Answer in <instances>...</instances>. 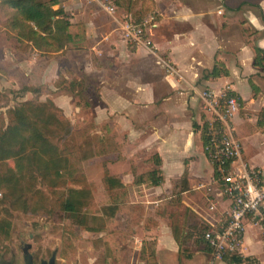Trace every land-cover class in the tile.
Masks as SVG:
<instances>
[{"label":"crops","instance_id":"1","mask_svg":"<svg viewBox=\"0 0 264 264\" xmlns=\"http://www.w3.org/2000/svg\"><path fill=\"white\" fill-rule=\"evenodd\" d=\"M153 1L149 45L128 42L105 12L99 18L83 0L59 2L69 20L84 27L83 44L75 47L83 50L84 68L90 65L85 87L93 83L97 89L93 109L116 132L124 131L118 137L124 151L116 160H125L126 168L115 175L138 198L116 202L109 219L121 233L131 230L117 224L121 209L134 215L139 228L134 241L152 242L156 264H181L186 242L193 245L182 264H233L214 257L202 235L194 241L200 229L222 224L231 206L202 143L205 114L198 92L228 88L237 96L232 124L241 159L264 170V68L254 63L257 50H264V0ZM154 167L162 177L158 184L133 182L136 174ZM171 190L181 215L170 216L165 209ZM262 219L264 208L245 218L236 252L250 259L237 264H264Z\"/></svg>","mask_w":264,"mask_h":264},{"label":"rangeland","instance_id":"2","mask_svg":"<svg viewBox=\"0 0 264 264\" xmlns=\"http://www.w3.org/2000/svg\"><path fill=\"white\" fill-rule=\"evenodd\" d=\"M83 1L104 18L96 3ZM111 1L121 17L139 10L143 0ZM14 17L19 15L0 0V258L14 254L15 263L23 264L22 247L30 242L34 262L56 249L55 264H156L152 242L134 241V215L121 209L117 224L131 230L118 233L103 213L105 205L138 197L131 189H111L105 180V171L120 175L126 168L125 160H116L124 151L118 141L124 131L116 132L93 109L95 84L84 85L90 65L84 68L83 50L35 48L12 27ZM36 119L53 145L47 151L35 139ZM173 192L165 194L171 201L165 209L178 216L183 209L173 207ZM65 202L76 205L75 215ZM186 244L181 264L193 245Z\"/></svg>","mask_w":264,"mask_h":264},{"label":"built area","instance_id":"3","mask_svg":"<svg viewBox=\"0 0 264 264\" xmlns=\"http://www.w3.org/2000/svg\"><path fill=\"white\" fill-rule=\"evenodd\" d=\"M88 1L96 3L115 22L124 39L135 44H151L148 35L154 20L153 14L137 22L128 13L119 17L117 6L111 0ZM161 61L168 69H172L168 61ZM198 95L205 114L202 126H205L208 137L204 148L222 193L231 200L224 222L203 233L213 256L222 258L225 253L238 250L245 218L249 214L257 216L264 208V170L248 165L241 159L242 146L232 124V115L239 109L237 96L228 88L218 92L203 88ZM237 161L239 163L235 165Z\"/></svg>","mask_w":264,"mask_h":264},{"label":"trees","instance_id":"4","mask_svg":"<svg viewBox=\"0 0 264 264\" xmlns=\"http://www.w3.org/2000/svg\"><path fill=\"white\" fill-rule=\"evenodd\" d=\"M2 2L10 9L15 10V13L19 15L14 17L11 25L14 27L19 35H26L33 43L35 48L56 51L63 49L64 47H70L81 44L84 38V27L80 22H71L63 9V6L59 3L60 0H2ZM139 10L134 13L128 12L131 17L139 22L146 18L149 13H154V1L143 0L141 2ZM54 4H58L56 8H53ZM147 12V14H145ZM145 14V15H144ZM26 29V30H25ZM264 50L258 49L254 57V63L261 64L264 68ZM41 107H36V112H40ZM264 114V111L262 112ZM35 139L39 141L43 151H47L52 148L53 145L48 142L46 136H44L41 128L38 126L37 119L34 125ZM201 139L203 145H207L208 137L206 135L205 126L201 128ZM158 163V160H155ZM105 180L111 189L113 187L126 190L125 185L121 182L120 178L116 175H112L105 171ZM162 180L160 170L158 168H152L145 172H141L134 176V183L140 184L142 182H148L151 184H158ZM63 207L70 212L71 215H75L76 205L73 202H65ZM116 209V201L108 205L103 206V213L105 216H110ZM84 229L97 230L96 226H90L88 224L83 225ZM204 229V228H203ZM204 231L200 229L198 232L199 237L195 238V242H198L203 236ZM208 244V243H207ZM210 250V246L207 247ZM223 259L229 263L237 264L248 261L249 256H243L237 252L225 253Z\"/></svg>","mask_w":264,"mask_h":264},{"label":"water","instance_id":"5","mask_svg":"<svg viewBox=\"0 0 264 264\" xmlns=\"http://www.w3.org/2000/svg\"><path fill=\"white\" fill-rule=\"evenodd\" d=\"M30 242H25L22 247L23 264H55L56 249L52 250L50 256L47 259H40L38 262L33 260V252L29 250ZM1 264H16L15 255L13 254L9 259L0 258Z\"/></svg>","mask_w":264,"mask_h":264}]
</instances>
